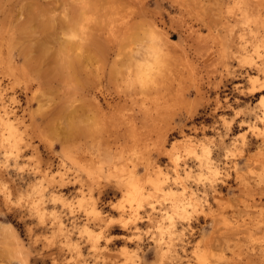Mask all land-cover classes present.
Returning a JSON list of instances; mask_svg holds the SVG:
<instances>
[{"label": "rangeland", "instance_id": "rangeland-1", "mask_svg": "<svg viewBox=\"0 0 264 264\" xmlns=\"http://www.w3.org/2000/svg\"><path fill=\"white\" fill-rule=\"evenodd\" d=\"M248 4L244 19L233 0H0V113L22 136L8 146L0 129V264H22L8 223L28 264H202L196 251L205 264H264V90L251 83H264V0ZM176 144L185 215L147 181L148 168L173 178ZM95 156L134 172L151 197L130 210L106 174L88 203L80 166ZM31 183L61 232L31 209Z\"/></svg>", "mask_w": 264, "mask_h": 264}, {"label": "bare ground", "instance_id": "bare-ground-1", "mask_svg": "<svg viewBox=\"0 0 264 264\" xmlns=\"http://www.w3.org/2000/svg\"><path fill=\"white\" fill-rule=\"evenodd\" d=\"M248 1L250 3V0H248ZM248 1L247 0H233V5H234L233 8H237V10L243 15L242 18H244V19H247L249 17V15H248L249 12H250L249 5H251V4H248ZM253 10H254V8L252 9V11ZM255 10H256V8H255ZM253 12H255V11H253ZM256 13H254V15ZM234 18H235V16H234ZM258 19L261 20V22L264 24V19H262V16H260V17L258 16ZM241 28H243V27H241ZM231 35L232 34H230V36ZM239 35H241V34H239ZM243 37H242V39H243ZM239 44H238V46H239ZM234 46L236 47V49H239V48L243 49L242 48L243 47V44L242 43L237 48V41H236V44H234ZM150 54H151V56L153 58H155V60H157V57H158V49L155 48V47H152ZM147 64L148 63L144 64V66L146 65L145 70H142L143 72L141 74H139L140 75L139 78L142 81L145 80V71H146V69L147 70L150 69V67L149 68L147 67ZM148 66H150V65H148ZM259 81H260L259 79H252L251 80L252 87H253L252 88V91L253 92H263L262 90H264V83H262L260 85V87H258ZM257 105H258V108H260L261 109V112H262L261 113L262 115H261L260 118H261V120L264 121V94L261 96V99L258 101ZM8 114H9L8 112L0 113V126H1L0 129L7 131L6 135L5 134H2V136H7V139H10V141H8V140L5 141V142H8L7 145L8 146L10 145L12 147H16V146L19 145L22 136L20 137V135L18 134V130H16L14 128V126H13L12 123H10L11 122L10 121L11 119L8 118ZM259 127L260 126L257 125V122H253L252 124L250 123L248 129L250 131H255L256 129H259ZM2 132H0V133H2ZM257 132H259V131H257ZM254 133H256V132H254ZM261 133H262V131H261ZM187 143L188 142H186V144ZM158 147H160V145ZM200 147H201L200 158L205 161L204 163L206 165V168L208 169V171H209V173L211 175L209 173L208 174L210 176L215 177L217 175V170L218 169L216 168L217 166L215 167L213 165V163H212L213 158H212V155H211L212 154L211 153V150L209 149L208 146H206L202 142L200 143ZM179 148L180 147H177V144H176L175 146L173 145L172 149L169 151V156H170V159H171L170 162L172 163V166H173V169H174L172 171L174 173L173 174V178L171 179L173 181L172 184H170V186H167V184L169 183L170 178L168 177L167 173H164L162 171V168L161 167H158L154 171L153 170H149V168H148L147 169V174H148L147 175L148 176V180L147 181L154 187V189L157 190V192H159V191H163V192L166 191L167 192L168 191L165 194L168 195L172 199L171 202H173V203L171 205H172V208H173L174 212L175 213L182 214V215H185L186 212H187V208L184 206L185 204L182 203V199L181 200H178L177 199V197H176L177 196V193H176L177 191L174 190L175 187H177V186L180 187V188H182L183 191H186L188 189V186H187V184H186V182L184 180V173H182L180 171V168H181V165H180V162H179L180 161L179 160L180 158L178 157V153H177V149H179ZM185 148H186L185 151H187L188 153H195L196 152L194 146L192 144H190V143H188L187 146H185ZM160 149L163 152V150L165 149L164 144L160 147ZM160 149L157 150V153H162V152L159 151ZM155 151H156V147H155ZM95 157H92L90 159L85 160L83 162V164L80 166V173H81L80 174V182H81L80 190L84 193L85 197L89 196V198L86 199L88 203H89L88 199L90 200L92 198L93 194H94V191H95V188L94 187H95V185L98 184V183H100L101 180L105 178V175L106 174H108L109 176L119 177L118 178V181H117L118 182V187L117 188H119L120 191L123 192L125 202L128 204V207L130 208V210L137 211L140 207H142L144 205V203L149 199V197H151L152 194L151 195L148 194L149 191L144 186V183L142 182L141 179H138V178L135 177L134 172L127 171L126 169H119V168H118V170H115V169H117V166L116 165H112L111 161H102L99 158V156H97L96 158ZM153 166H155V165H153ZM151 171H153L154 173H151ZM189 174H190V172H189ZM187 176H188V174H187ZM213 177H212V179H214ZM173 184L175 186H173ZM41 192H42V189H41V186L39 184L31 183L29 185L28 189H27V193L24 196H26L27 197V200H28V199H32V197L34 199V196L33 195H36L35 196L36 199L35 200L32 199V201L29 204L31 206V209L34 211L36 217L40 221H45V219L51 214V217L54 219V223L58 227V232H61L62 229H63L62 222H61V220L59 219V217L54 212H51L50 213V212H48L43 207V205H42L43 204L42 203V200L43 199H41L39 197L40 194H41ZM192 193H193V191H192ZM11 194L12 193H10V190L7 191V196L10 197ZM180 197H181V195H180ZM191 197H192V195H191ZM84 199H82V201L80 200L79 203H81V202L85 203V200ZM23 200H24V198L22 196H20L19 197V204L20 205H21V203H22ZM192 200H193V202H192V204L190 203V205L193 207V209L195 211H197V208L199 207V203H198L199 201L197 199H195L194 197H193ZM136 205H137V207H136ZM87 207H89V206H87ZM96 212H97L96 209L93 208L92 209V213L95 214ZM128 223H129V220L123 221V226L126 227L128 225ZM6 229L11 233V235L13 236V238L15 239V241L17 242L16 243L17 244V247H18L17 254L21 258L20 259L21 260V263L22 264H28V261H29L28 254H27V251L25 249V248H27V246L24 244L23 240H21L19 238L16 228L11 223H8ZM2 230L4 232H6L5 229L2 228ZM84 231L88 234V236L92 240L93 246L96 247V244H97V241H98V237H96V234L94 232H92L91 230H89L88 227H85ZM119 250H120L122 256L124 258H126L127 261H128V259L130 260L132 258V256H134L133 255V252L134 251L131 248H128L126 246H122V247L119 248ZM196 253H197V259L199 260V262H202V264H205L206 257L204 255H202V254H199L198 251H196ZM162 255L163 256H166V253H162Z\"/></svg>", "mask_w": 264, "mask_h": 264}]
</instances>
